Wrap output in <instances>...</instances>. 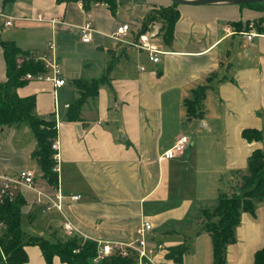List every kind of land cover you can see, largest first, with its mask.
Here are the masks:
<instances>
[{
	"label": "crops",
	"instance_id": "crops-1",
	"mask_svg": "<svg viewBox=\"0 0 264 264\" xmlns=\"http://www.w3.org/2000/svg\"><path fill=\"white\" fill-rule=\"evenodd\" d=\"M172 2L118 0L113 12L105 3L93 2L87 8L81 0H0V41H15L24 51L55 58L65 79L60 87L50 78L30 79L17 89L21 96L36 97L38 118L57 124L62 159L58 185L52 186L41 175L43 179L36 177V187L52 196L59 187L61 212L35 203L36 193L25 190L33 193L30 200L26 196L28 205L58 212L60 223L51 224L48 235L60 234L66 218L78 228L75 234L85 239L130 242L149 220L153 228L147 235L165 246L186 240L190 249L183 264H214L211 234L203 230V211L218 205L219 194L232 192L230 187L247 172L241 169L248 167L251 152L264 147L260 140L250 142L242 136L245 127L262 129L263 119L255 113L264 114V33L251 30L256 35L245 39V31L236 30L231 22L250 20L254 28V20L264 11L239 4L176 6ZM170 6L180 13L170 42L164 39L161 19L141 33L149 15ZM87 20L95 31L91 40L83 41L80 27ZM123 24L130 25L128 31L122 39L114 38ZM144 41L160 49L157 62L149 58ZM110 66V83L85 102L81 120H68L67 107L79 96L73 80L99 77ZM47 75L53 76V71ZM210 76L213 99L221 104L224 118L225 138L220 142L210 135L200 141L201 123L206 132H212L213 126L206 111L201 119L188 118L183 104L193 96V88L207 83ZM6 79L0 42V83ZM188 128V148L174 158L162 157L179 136L188 134L184 132ZM29 129L27 123L0 126V172L15 174L30 168L28 151L15 142L21 130ZM218 148L221 153H211ZM219 166L224 173H217L211 191L202 189ZM188 181L196 187L189 195L180 189V183ZM217 182L221 186H215ZM76 194L81 197L74 200ZM255 203V213L241 214L236 240L227 245L226 264H253V252L264 246V219L257 215L262 206ZM189 212L192 221L177 226ZM28 215L34 217L31 211ZM176 234L184 236L168 239ZM25 249V264H47L39 245L26 244ZM165 251L158 256L161 262L166 260ZM52 264L64 263L55 256Z\"/></svg>",
	"mask_w": 264,
	"mask_h": 264
},
{
	"label": "trees",
	"instance_id": "trees-1",
	"mask_svg": "<svg viewBox=\"0 0 264 264\" xmlns=\"http://www.w3.org/2000/svg\"><path fill=\"white\" fill-rule=\"evenodd\" d=\"M80 1V0H78ZM84 6L89 8L93 2H103L115 12L118 0H81ZM173 5H179L172 2ZM240 6H248L264 11V2L241 3ZM179 10L170 6L157 10L156 14L149 15L143 24L142 32L148 30L149 24L156 19H161L163 24L161 30L164 39L168 42L174 37L173 30ZM250 20L244 22L232 21L231 24L236 30L248 31L257 30L264 33V14L254 20V28L250 25ZM6 60L5 82L0 83V126L27 123L32 129L37 146L32 152L33 158L37 161L42 176L52 186H57V172L53 170L56 160L54 159V149L52 142L58 136L56 121L41 119L34 113L36 107V97L34 95L21 96L17 89L23 86L28 80L25 78L27 72L33 74L47 73L46 67L41 59H28L34 53L24 51L15 41L1 40ZM112 67L107 68L99 77L76 78L73 80L75 88L79 91V96L69 103L66 116L68 120H81V109L90 97L99 93L102 85L110 83V72ZM193 88V96L187 97L183 104L186 106L188 118L201 119L205 114L204 99L207 89L211 87L210 80ZM242 136L248 141H259L263 137V131L254 127H245ZM190 143V142H189ZM188 143V144H189ZM188 148V147H187ZM247 172L242 177V185H232V192H223L218 195V205L214 208H206L203 211V230L211 234L212 247L214 251V264H226L227 245L236 240V226L241 222L243 211L255 213L256 201L264 198V147L255 148L248 157ZM27 204L24 193L18 195L13 201H7L0 205V264H25L28 261V254L25 249L26 244H37L40 246L47 264H52L55 256H59L64 264H137V253L122 255L119 250H115L110 255L95 261L98 254V242L94 239H85L81 235L59 234L58 231L52 233V238L41 235L26 236L22 228L23 207ZM152 230V229H151ZM149 230V231H151ZM155 243L163 241L151 237ZM165 257L176 263L183 264L184 256L190 247L186 240L175 245L166 246ZM253 264H264V246L256 249L252 254Z\"/></svg>",
	"mask_w": 264,
	"mask_h": 264
},
{
	"label": "built area",
	"instance_id": "built-area-1",
	"mask_svg": "<svg viewBox=\"0 0 264 264\" xmlns=\"http://www.w3.org/2000/svg\"><path fill=\"white\" fill-rule=\"evenodd\" d=\"M104 4L103 2H97V5ZM6 24H11V20L7 21ZM130 25L123 24L119 25L116 31L113 33L114 38L122 39V36L126 34ZM81 35L83 41H89L92 37V32L95 31V27L93 22L90 20L85 21L83 25L80 27ZM248 39H252L256 33L246 32ZM145 39V36H143ZM142 43V45L149 50V58L157 62L159 59L158 53L161 52L160 49H156L154 46L149 45L147 43ZM133 44H137L132 42ZM139 45V44H138ZM28 59L35 60H43L46 67L53 71V76L47 75V73H38L33 74L32 72H28L26 78L28 79H44L50 78L54 81L56 87H60L65 84V79L61 75L60 65L56 62L55 58L48 57L46 55L40 56L36 53L30 54ZM191 140V136L189 134H183L179 136L173 144L168 147L162 154L164 158H174L177 154L185 151L187 149L188 143ZM52 148L54 149V159L56 160V164L53 168L54 171L58 172L61 170V152H60V141L58 137L54 138L52 142ZM58 193L56 196H52L51 194L38 189L36 187V172L30 168L21 169L18 173L15 174H7L0 172V205L7 201L15 200L19 194L24 193L26 189L33 190L36 193L35 203L44 204L45 209H51L52 207H56L59 210H62V194L60 192L59 187ZM56 197V199H55ZM81 197L80 194L73 195L72 198L77 200ZM3 223L0 222V225ZM142 227L137 230V236L130 242H113V241H105L98 242V254L95 261H99L104 257L110 255L115 250H119L122 255H128L136 252L138 261L137 264H163L159 260V255L163 250L166 249L165 243H155L151 236L147 235V231L153 228V224L147 220L142 225ZM63 228L68 235H73L78 232V228L69 220H65L63 223ZM167 250V249H166Z\"/></svg>",
	"mask_w": 264,
	"mask_h": 264
},
{
	"label": "rangeland",
	"instance_id": "rangeland-1",
	"mask_svg": "<svg viewBox=\"0 0 264 264\" xmlns=\"http://www.w3.org/2000/svg\"><path fill=\"white\" fill-rule=\"evenodd\" d=\"M246 38L247 37H245V39ZM27 73L25 74V78H26ZM26 79H28V78H26ZM207 90H208L207 91L208 94L206 95L207 97H206L205 102H204L205 111H206V118H207L208 122L213 126V131L212 132H206V129L203 127V124L201 123V125H200L201 127L198 129L199 136L202 134V136H200V141L201 142L204 141L203 140L204 136L210 135L211 137H215V138L219 137L218 142H220V140H222V136L225 138V132L222 131V129H221V122L224 119L222 116V112H221L222 107H221V104L218 103L219 101L217 99H215V100L213 99V97L215 96V91L213 90V88L210 87ZM255 114H256L257 118L259 117V118L263 119L262 129H261V131H263V137H262V140H260V142L262 144H264V114H262L260 112H258V113L256 112ZM182 128H184V125H182ZM189 129L190 128L185 129L187 131H184V132H188V134H189L191 131ZM192 133H193L194 137L197 135L194 132H192ZM190 136H191V134H190ZM15 142H20L21 144L24 145L25 149L28 151V155L30 156L28 158V166L30 168H33L36 171V177H38L39 179L42 178V176H41L42 172H41V169L39 168L37 161L35 159L31 158V152L34 150V148L36 146V138H35L33 131L31 129H29V131H27V132L25 130H21L20 135H19V137H17ZM216 152L218 154L221 153V149L218 148V149H216V151L211 150V153H216ZM61 163H62V159L60 161V164ZM246 169H247V167H245V169H241V170L245 171ZM190 170L195 171V168H190ZM218 172L224 173L222 166L218 167L217 172H215V173L213 172V174L211 173L210 181L206 182L204 185V188H202V189L207 190V191H211L212 187H209V185L214 184L213 179L214 180L217 179V176H218L217 173ZM189 181H188V183H185V184L180 183V189L182 191L185 190L187 195H189L190 193L191 194L195 193V191H196L195 190L196 187L191 186ZM242 184H243V180H240L239 183H237L235 185L239 186ZM217 185L221 186V184H219L218 182L216 183L215 186H217ZM26 196L29 197V200H30V198H33V193H31L29 191H25V197ZM217 200L218 199H216V202H218ZM257 203H258V205L262 206L261 208L260 207L258 208L259 213H257V215H258V217H260V218L262 217L264 219V198L260 199V201H257ZM203 204H205V206L210 205L208 201H204ZM57 210H59V209H57ZM30 211L32 212L34 217H30L28 215ZM59 211L61 212V210H59ZM191 214L193 217V213L189 212L188 217L185 218L186 220H181L180 223H176V224H179L177 226H186V224L190 223V221H192ZM54 219H56L57 221H55ZM65 219L66 218L63 219V223H64ZM58 220H59V214L56 210H49V211L43 212L42 208H40L39 206H37V205L30 206L28 204L23 207L21 222H22V228L25 231L26 236L41 235V236L46 237V238H52V236L51 237L49 236L50 234L48 235V232L50 230V225L51 224H59L60 222H58ZM53 226H55V225H53ZM141 227L142 226L138 227V229ZM59 232H60V234H62V236H64V234L67 235L64 228H62V230H60ZM183 236H184L183 234H181V235L176 234L173 237L170 236L168 239H171V238L175 239L176 237L183 238ZM165 237H166V235L163 234L164 239H165ZM32 245L38 246L37 244H32ZM164 259H166L164 261V262H166V264H169V263L173 264L172 263L173 261L169 262L171 259H168L166 257H164ZM164 262H163V264H164Z\"/></svg>",
	"mask_w": 264,
	"mask_h": 264
},
{
	"label": "water",
	"instance_id": "water-1",
	"mask_svg": "<svg viewBox=\"0 0 264 264\" xmlns=\"http://www.w3.org/2000/svg\"><path fill=\"white\" fill-rule=\"evenodd\" d=\"M179 5L189 4V5H200V4H212V3H221V4H241V3H255V2H264V0H172Z\"/></svg>",
	"mask_w": 264,
	"mask_h": 264
}]
</instances>
